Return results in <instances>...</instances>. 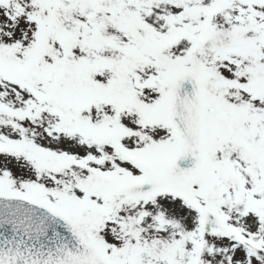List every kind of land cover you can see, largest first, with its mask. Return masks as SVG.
<instances>
[{
	"label": "snow or ice",
	"instance_id": "1",
	"mask_svg": "<svg viewBox=\"0 0 264 264\" xmlns=\"http://www.w3.org/2000/svg\"><path fill=\"white\" fill-rule=\"evenodd\" d=\"M0 264H264V0H0Z\"/></svg>",
	"mask_w": 264,
	"mask_h": 264
}]
</instances>
